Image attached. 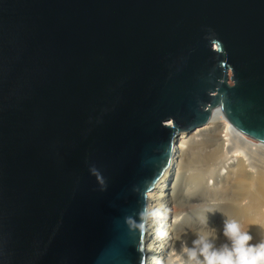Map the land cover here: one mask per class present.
I'll return each mask as SVG.
<instances>
[{
	"label": "water",
	"instance_id": "obj_1",
	"mask_svg": "<svg viewBox=\"0 0 264 264\" xmlns=\"http://www.w3.org/2000/svg\"><path fill=\"white\" fill-rule=\"evenodd\" d=\"M215 111L264 143V0H0V264H146Z\"/></svg>",
	"mask_w": 264,
	"mask_h": 264
},
{
	"label": "bare ground",
	"instance_id": "obj_2",
	"mask_svg": "<svg viewBox=\"0 0 264 264\" xmlns=\"http://www.w3.org/2000/svg\"><path fill=\"white\" fill-rule=\"evenodd\" d=\"M201 149L206 152L202 154ZM174 152L169 167L148 194L146 225L152 240L145 246L146 264H186V256L178 259L181 246L186 242L190 247L197 234L212 235L217 247L227 243L223 236L226 218L237 220L249 231L251 243L259 242L264 237V143L251 141L215 111L205 125L182 132ZM197 162L208 163L209 168L216 163L215 171L220 167L223 171L217 176L213 167L199 176ZM192 183L196 190L188 200ZM177 186L180 193L174 198ZM205 215L216 234L206 227ZM188 219L195 222L185 227ZM177 220L181 233L169 244Z\"/></svg>",
	"mask_w": 264,
	"mask_h": 264
},
{
	"label": "clouds",
	"instance_id": "obj_3",
	"mask_svg": "<svg viewBox=\"0 0 264 264\" xmlns=\"http://www.w3.org/2000/svg\"><path fill=\"white\" fill-rule=\"evenodd\" d=\"M205 225L209 232L216 234L215 229L208 227L206 215ZM223 236L227 243L217 247L212 235L197 234L190 247L186 242L181 246L178 259L186 256V264H264V237L251 243L253 236L249 231L237 220L229 218L224 221Z\"/></svg>",
	"mask_w": 264,
	"mask_h": 264
},
{
	"label": "rangeland",
	"instance_id": "obj_4",
	"mask_svg": "<svg viewBox=\"0 0 264 264\" xmlns=\"http://www.w3.org/2000/svg\"><path fill=\"white\" fill-rule=\"evenodd\" d=\"M249 139H250V138H249ZM250 140H251V141H254V142H257V141L252 140V139H250ZM193 144H194V143H192V146H193ZM192 148H193V147H192ZM208 148H209V147L204 148V149H206V151H208V150H209ZM210 149H211V148H210ZM206 151H205V152H206ZM200 152H201V153H202V152L205 153L204 150H202V149H201ZM203 153H202V154H203ZM201 164H202V165H201ZM207 164H208V163H203V162H202V163L200 162V164H198V162H197V163H196L197 166L194 165L195 167H197V168L194 167V168H195V173H196L197 175L200 176L202 172H203V173H208V172L211 170L210 168L213 169V167H214V170H213V171H214L215 173H217V174H216L217 176L220 174V171H223V169H221V167L215 171V169H216V167H217V166H216V165H217L216 163H215V165H214L213 167H212L213 164L210 165V168H209V166H208ZM199 165H201V166H199ZM203 165H204V166H203ZM202 168H203V169H202ZM202 170H203V171H202ZM206 170H207V171H206ZM219 170H220V171H219ZM213 171H212V172H213ZM214 172H213V173H214ZM203 173H202V174H203ZM209 182H211V180H209ZM192 186H193V187H192ZM195 186H196V185H195L194 183H192V184L190 185V187H192L193 189H191L192 192H189V193L187 194V198H188V200H192V198H193V196H194V194H195V192H193V191L196 190V189H195V188H196ZM179 193H180V189H179V186H177L176 189L174 190V193H173L174 198L177 197V196L179 195ZM192 194H193V195H192ZM191 195H192V197H191ZM189 196H190L191 198H190ZM189 198H190V199H189ZM199 212H201V210H199ZM184 214H185V213L183 212V213L181 214V216L184 215ZM179 219H180V218H179ZM194 222H195L194 220L192 221V219H188L187 223L184 224V226L187 227L188 225H192V224H194ZM178 223H179V220L173 222L174 235H173V237H172V240H171V239L169 240V244H172V242L175 240V237L179 236L180 233H181V230H180L179 227L177 226V225H179ZM208 223H212V220H210V222L208 221ZM208 226H210V225L208 224ZM210 234H211V233H210ZM176 242H177V241H176ZM168 253H169V252H168ZM168 253H167V255H170V254H168ZM170 253H172V252H170ZM181 264H183V262H182Z\"/></svg>",
	"mask_w": 264,
	"mask_h": 264
}]
</instances>
